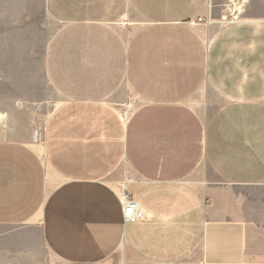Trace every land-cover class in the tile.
Wrapping results in <instances>:
<instances>
[{"label": "crops", "instance_id": "obj_1", "mask_svg": "<svg viewBox=\"0 0 264 264\" xmlns=\"http://www.w3.org/2000/svg\"><path fill=\"white\" fill-rule=\"evenodd\" d=\"M228 1L46 0L59 104L0 139V264H264V0Z\"/></svg>", "mask_w": 264, "mask_h": 264}, {"label": "rangeland", "instance_id": "obj_2", "mask_svg": "<svg viewBox=\"0 0 264 264\" xmlns=\"http://www.w3.org/2000/svg\"><path fill=\"white\" fill-rule=\"evenodd\" d=\"M113 22L127 34L136 27L130 15L120 14ZM57 24L46 0H0V139L27 140L31 133L37 141L34 135L42 134L59 104L41 71L44 44ZM113 99L127 116L137 104L128 90Z\"/></svg>", "mask_w": 264, "mask_h": 264}, {"label": "built area", "instance_id": "obj_3", "mask_svg": "<svg viewBox=\"0 0 264 264\" xmlns=\"http://www.w3.org/2000/svg\"><path fill=\"white\" fill-rule=\"evenodd\" d=\"M240 1L242 0H229L226 4L225 13L222 16L223 21L236 20L239 15ZM204 21L202 17H198L196 22ZM35 138L38 134L34 135ZM122 217L124 222L136 221L142 216V210L139 204L127 195H124L121 199Z\"/></svg>", "mask_w": 264, "mask_h": 264}]
</instances>
